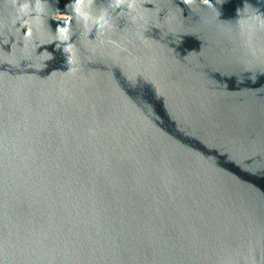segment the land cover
Segmentation results:
<instances>
[{"label":"water","instance_id":"water-1","mask_svg":"<svg viewBox=\"0 0 264 264\" xmlns=\"http://www.w3.org/2000/svg\"><path fill=\"white\" fill-rule=\"evenodd\" d=\"M0 264H264V0H0Z\"/></svg>","mask_w":264,"mask_h":264}]
</instances>
